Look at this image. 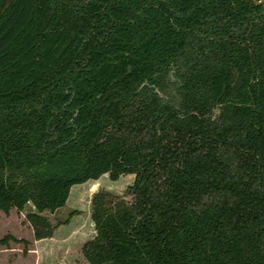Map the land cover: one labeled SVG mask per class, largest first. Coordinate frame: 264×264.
Here are the masks:
<instances>
[{
    "label": "trees",
    "instance_id": "obj_1",
    "mask_svg": "<svg viewBox=\"0 0 264 264\" xmlns=\"http://www.w3.org/2000/svg\"><path fill=\"white\" fill-rule=\"evenodd\" d=\"M104 173L90 264H264V0H0V210Z\"/></svg>",
    "mask_w": 264,
    "mask_h": 264
},
{
    "label": "rangeland",
    "instance_id": "obj_2",
    "mask_svg": "<svg viewBox=\"0 0 264 264\" xmlns=\"http://www.w3.org/2000/svg\"><path fill=\"white\" fill-rule=\"evenodd\" d=\"M133 178V173H122L117 179H111L104 173L97 180L73 184L64 205L53 212L43 211L57 229L53 238L39 241L37 247L32 245V228L24 217L25 212L33 209L31 203H26L21 210L12 207L8 213L0 210V237L11 233L15 237L29 240L27 245L10 240L7 250L0 245V264H90L81 247L95 234L90 215L92 194L99 189L125 194V188ZM38 257L42 262H37Z\"/></svg>",
    "mask_w": 264,
    "mask_h": 264
},
{
    "label": "crops",
    "instance_id": "obj_3",
    "mask_svg": "<svg viewBox=\"0 0 264 264\" xmlns=\"http://www.w3.org/2000/svg\"><path fill=\"white\" fill-rule=\"evenodd\" d=\"M99 177H100V176H99ZM99 177H98V178H99ZM98 178H97V179H98ZM97 179H92V180H97ZM88 180H90V179H88ZM88 180H86V181H88ZM86 181H84V182H86ZM67 199H68V198H67ZM32 207H33V206H32ZM55 229H57V227H54L53 234H52V236H49V237H44V238L35 239V238L33 237V235H32V239H31V240H32V245L35 246V247H37V246H38L37 244H38L39 241L44 240L45 238H50V239L53 238V237H54V233H55ZM17 238H19V237H17ZM7 249H8V247H5V250H7ZM36 249H37V248H36ZM36 249H34V250H36ZM36 252H37V254L40 256V251H39L38 249H37ZM39 258H40V257H38V261H37V262H42V261H39Z\"/></svg>",
    "mask_w": 264,
    "mask_h": 264
},
{
    "label": "water",
    "instance_id": "obj_4",
    "mask_svg": "<svg viewBox=\"0 0 264 264\" xmlns=\"http://www.w3.org/2000/svg\"><path fill=\"white\" fill-rule=\"evenodd\" d=\"M255 2H257V3H260V2H262L263 0H254Z\"/></svg>",
    "mask_w": 264,
    "mask_h": 264
}]
</instances>
